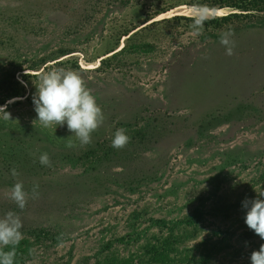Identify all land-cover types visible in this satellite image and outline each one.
<instances>
[{"label":"rangeland","instance_id":"374dc122","mask_svg":"<svg viewBox=\"0 0 264 264\" xmlns=\"http://www.w3.org/2000/svg\"><path fill=\"white\" fill-rule=\"evenodd\" d=\"M189 1L0 0V80L22 91L3 101L0 82L11 113L0 114V216L17 212L23 235L48 228L26 264H251L264 244L242 207L264 192V20L196 34ZM229 28L232 56L218 35ZM53 67L80 73L103 109L89 145L66 124H33L36 85ZM119 128L131 137L120 150ZM45 152L52 167L39 163ZM17 179L39 184L23 211L8 198Z\"/></svg>","mask_w":264,"mask_h":264},{"label":"clouds","instance_id":"9594fccd","mask_svg":"<svg viewBox=\"0 0 264 264\" xmlns=\"http://www.w3.org/2000/svg\"><path fill=\"white\" fill-rule=\"evenodd\" d=\"M216 9L207 4L193 3L191 5L192 23L189 27L196 34H203L207 20L213 18ZM220 43L226 48V55H234L235 40L234 30H221L218 33ZM37 92L33 95L34 110L37 113V122L43 128L67 125L69 132L74 133L80 146L92 143V134L105 122V114L98 104L97 98L88 88L81 74L64 67H53L50 71L43 72L36 85ZM0 114L5 120H11V113L5 107H0ZM131 142L124 128L115 131L111 146L115 149H123ZM72 139H68L66 147H75ZM34 155V154H33ZM39 163L46 167H52V161L48 153H42L38 157ZM11 175L18 178L20 173L14 166ZM40 196L39 184L34 183L31 191L25 190L23 181L17 179L8 193V198L23 211L29 200L38 199ZM264 192H258V197L253 200L245 199L242 207L247 209L245 223L261 239H264ZM23 221L21 216L14 211H8L0 216V264H16L17 247L23 240ZM57 240L58 246L64 243V234L61 233ZM9 249V250H5ZM34 250L30 249L29 254ZM251 264H264V244L257 251L251 253Z\"/></svg>","mask_w":264,"mask_h":264},{"label":"trees","instance_id":"16d2710c","mask_svg":"<svg viewBox=\"0 0 264 264\" xmlns=\"http://www.w3.org/2000/svg\"><path fill=\"white\" fill-rule=\"evenodd\" d=\"M126 2V1H124ZM193 3H200V4H207L212 8L216 9H227L226 13L223 15H215L213 18H210L206 22H216V23H224V22H230L236 18L241 20H247V21H258V20H264V0H190L188 4L191 6ZM187 4V3H186ZM165 10H158L156 11V15L160 14L161 12H164ZM179 16L180 18L185 15H176L175 18ZM155 22V21H153ZM126 34H130L127 32ZM126 48V45L117 50L114 49L112 52V57L109 59H101L100 64L103 65L104 63H107L116 57L124 51ZM117 50V51H116ZM65 54V53H64ZM4 77V78H3ZM0 82L2 84H5L6 92L4 94L3 101H7L8 99H15L19 96H22V91L19 90V88H16L13 84L12 78L10 74L3 75ZM94 153V152H93ZM159 222H163L162 219L157 220ZM25 228V227H23ZM30 228V227H29ZM26 229V228H25ZM35 231V232H34ZM46 231L48 232V228L41 227L37 229L30 228V230H25V234L23 235V240L20 242L19 246L17 247V257H16V264H26V255L29 252V246L33 244L32 240L34 242L36 241L41 242L44 241L46 238H48L45 234ZM24 232V231H22ZM168 242L164 241L162 243V248L165 250L169 247L167 245ZM9 250V249H5ZM167 251V250H165ZM158 254L163 253V250H158ZM128 264V263H126Z\"/></svg>","mask_w":264,"mask_h":264},{"label":"bare ground","instance_id":"6f19581e","mask_svg":"<svg viewBox=\"0 0 264 264\" xmlns=\"http://www.w3.org/2000/svg\"><path fill=\"white\" fill-rule=\"evenodd\" d=\"M215 9H216V8H215ZM216 10L219 11V10H221V9H216ZM174 11H175V10H174ZM225 11H226V10H225ZM181 13H182V12H181ZM160 14H161V13H160ZM163 14H164V13H163ZM164 15H165V14H164ZM166 15H167V14H166ZM166 15H165V16H166ZM173 15H174V14H173ZM218 15H219V14H218ZM166 17H167V16H166ZM172 17H173V16H172ZM122 47H123V45L120 46V48H122ZM64 58H65V57H64ZM66 58H67V57H66ZM66 58H65V59H66ZM102 59H103V58H102ZM37 72H38V71H37ZM20 97H21V96H20ZM10 101H11V100H10Z\"/></svg>","mask_w":264,"mask_h":264}]
</instances>
